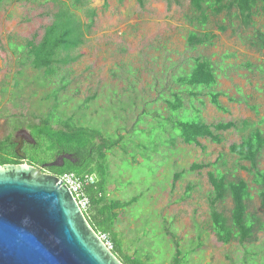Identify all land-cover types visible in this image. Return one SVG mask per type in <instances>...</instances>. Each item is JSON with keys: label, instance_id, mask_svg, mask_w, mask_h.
Segmentation results:
<instances>
[{"label": "rangeland", "instance_id": "obj_1", "mask_svg": "<svg viewBox=\"0 0 264 264\" xmlns=\"http://www.w3.org/2000/svg\"><path fill=\"white\" fill-rule=\"evenodd\" d=\"M59 13L79 25L82 43L60 52L58 59L67 58L68 63L45 78L27 63L26 45H38ZM191 17L187 0H80L79 5L75 0H2L0 143L12 125L19 128L12 141L20 143L23 137L29 143L31 122L47 117L56 122L55 114L61 120L72 117L74 128L83 127L92 137L100 135L104 145L112 144L105 158L100 156L108 198L122 204L134 200L122 209L114 230L125 253L138 254L146 264H171L176 252L175 264H264V231L243 246L217 242L208 210L212 189L207 174L214 169L189 171L193 164H212L222 156L216 170L229 181L248 184L247 212L264 223L257 188L245 171L250 165L229 153L245 134L230 130L219 134L220 145L203 139L197 147L183 145L172 129L174 122H191L198 112L208 126L246 121L264 133V50L248 45L255 30L264 33V15L256 12L254 28L247 30L233 15H209L203 28ZM191 33L208 35L209 44L190 48ZM196 58L213 65V92L223 94L221 111L210 105L206 90L197 101L190 100L186 88L176 84ZM171 93L181 94L182 110H167ZM98 160L94 158L95 164ZM103 167L94 165V170ZM257 169L264 170L263 158ZM177 173L180 179L172 186ZM231 208L228 199L217 207L226 218ZM102 236L112 250L108 237Z\"/></svg>", "mask_w": 264, "mask_h": 264}, {"label": "trees", "instance_id": "obj_2", "mask_svg": "<svg viewBox=\"0 0 264 264\" xmlns=\"http://www.w3.org/2000/svg\"><path fill=\"white\" fill-rule=\"evenodd\" d=\"M2 0H0L1 3ZM56 1V0H54ZM80 0H75V5H79ZM107 1V0H104ZM189 11L192 15L191 20L195 26L203 28L209 21V15L218 17L220 15L231 16L240 21L245 30L254 28L253 17L255 13L264 15V0H187ZM139 2V1H138ZM62 13V12H61ZM57 14L54 22L46 28L41 42L38 45H32L30 42L26 45L28 64L31 69L43 72L45 78L54 75L58 65L68 63L69 59H58L60 52L67 53L76 49L82 43L80 27L72 24V18L60 17ZM78 32V34H77ZM208 35L201 36L191 33L188 36V45L190 48L197 46H206L209 44ZM248 45L258 51L264 50V33L255 30L253 35L248 38ZM192 67L188 74L176 78V84L186 88V96L190 100H198L202 96L201 92L206 90L209 103L216 110L221 111L219 98L223 94L213 92L216 85L214 68L210 61L196 58L191 61ZM200 89V90H199ZM262 95L264 102V83L262 86ZM172 100H166L169 113L178 112L183 109L184 100L179 93L170 94ZM229 100V99H228ZM54 101H57L56 95ZM84 102L89 104L91 99ZM232 103L239 101L229 100ZM245 103V102H244ZM246 105V103H245ZM58 110V105L52 107V112ZM256 114L253 108L250 109ZM55 114V113H54ZM57 121L49 118H39L36 122H31L32 130L28 131V137L31 142L25 143V153L22 150V158L15 154V144L12 136L16 131L14 125L11 126L12 132L0 143V167L5 165L17 166L28 165L39 170L43 174L52 176H61L63 174H73L84 180L92 177V183L84 188L83 193L88 200V209L83 214L88 225L97 235H106L112 245L111 253L121 264H146L143 257L138 254L128 255L122 250V246L116 242L117 236L114 232L116 223L119 222V216L122 209L129 206L130 203H119L110 200L107 193L105 169V152L112 149V144L104 145L100 135L92 137L88 135L87 129L83 127L74 128L73 119L61 120L55 114ZM17 123L15 124V126ZM172 129L178 131L177 138L183 145L199 146L198 140H209L214 145H220L222 138L220 133H226L235 130L239 134H245L238 145L229 147L230 155L236 156L238 160L247 162L250 165L249 170H245L252 178V184L257 188V197L259 199V209L264 212V170L257 169V163L260 158L264 159V133L259 129H253L246 121L240 122L239 126L234 123L217 124L213 126L205 125L196 112L195 118L191 122H174ZM16 130V131H15ZM99 140L98 145L95 141ZM23 148V149H24ZM102 158H101V157ZM99 158L95 164L94 158ZM220 158L206 165H191L189 171L197 172L204 169H214L207 174L208 183L212 189L208 199V210L210 225L213 234L222 245H229L236 242L239 246L244 243H252L256 232L264 231V223L258 218L248 214L247 203L250 200L249 187L243 180H228V175L221 174L216 170L220 164ZM94 165L103 167L99 172L94 170ZM225 165V164H223ZM97 174V175H96ZM181 173L173 175L172 186L180 179ZM191 188L186 189V194ZM231 203L230 216L226 218L222 209L217 207L226 200ZM169 237H173L168 234ZM178 252L171 264H175L178 258Z\"/></svg>", "mask_w": 264, "mask_h": 264}, {"label": "water", "instance_id": "obj_3", "mask_svg": "<svg viewBox=\"0 0 264 264\" xmlns=\"http://www.w3.org/2000/svg\"><path fill=\"white\" fill-rule=\"evenodd\" d=\"M0 264L121 263L62 183L22 164L0 167Z\"/></svg>", "mask_w": 264, "mask_h": 264}, {"label": "built area", "instance_id": "obj_4", "mask_svg": "<svg viewBox=\"0 0 264 264\" xmlns=\"http://www.w3.org/2000/svg\"><path fill=\"white\" fill-rule=\"evenodd\" d=\"M56 179L62 183V185L68 190L69 194L73 198L74 201H76L77 206L81 211H84L88 208V201L86 197L84 196L83 190L86 188L89 184L92 183V179L90 177L84 178V180H81L80 178L72 175V174H63L61 176L56 177ZM103 237L100 236V240L103 242ZM104 243V242H103ZM106 249L110 251V246L105 244Z\"/></svg>", "mask_w": 264, "mask_h": 264}, {"label": "flooded vegetation", "instance_id": "obj_5", "mask_svg": "<svg viewBox=\"0 0 264 264\" xmlns=\"http://www.w3.org/2000/svg\"><path fill=\"white\" fill-rule=\"evenodd\" d=\"M29 140H30V139H29ZM20 141H21L20 143H19V142H17V143L13 142V143L15 144V148L18 147L19 145H21V149H20V150H21V152H20V158H22V157H23V156H22V150H23V148H24V144H25L26 142H25V139H23V137L20 138Z\"/></svg>", "mask_w": 264, "mask_h": 264}, {"label": "clouds", "instance_id": "obj_6", "mask_svg": "<svg viewBox=\"0 0 264 264\" xmlns=\"http://www.w3.org/2000/svg\"><path fill=\"white\" fill-rule=\"evenodd\" d=\"M40 173H41V172H40ZM42 174H43V173H42ZM72 175H73V174H72ZM56 177H58V176H55V178H56ZM72 199H73V198H72ZM73 201H74V200H73ZM87 201H88V200H87ZM88 204H89V203H88ZM87 209H88V208H87ZM87 209H86V210H87ZM79 210H80V209H79ZM86 210H84V211H86ZM80 212H81L82 214L84 213V212L81 211V210H80ZM83 216H84V215H83ZM84 218H85V217H84ZM85 220H86V219H85ZM90 229H91V228H90ZM92 231H93V230H92ZM94 234H95V233H94ZM95 235H96V236L99 238V240H100V236H102V235H97V234H95ZM101 242H102V241H101ZM102 243H103V242H102ZM103 244H104V243H103ZM104 246H105V245H104ZM110 252H111V250H110Z\"/></svg>", "mask_w": 264, "mask_h": 264}, {"label": "bare ground", "instance_id": "obj_7", "mask_svg": "<svg viewBox=\"0 0 264 264\" xmlns=\"http://www.w3.org/2000/svg\"><path fill=\"white\" fill-rule=\"evenodd\" d=\"M74 202H75L76 206H78L77 203H76V201H74ZM78 207H79V206H78Z\"/></svg>", "mask_w": 264, "mask_h": 264}]
</instances>
